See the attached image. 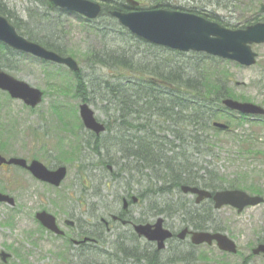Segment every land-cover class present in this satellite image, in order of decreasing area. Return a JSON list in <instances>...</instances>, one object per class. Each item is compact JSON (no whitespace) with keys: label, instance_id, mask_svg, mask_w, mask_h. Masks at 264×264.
<instances>
[{"label":"rangeland","instance_id":"1","mask_svg":"<svg viewBox=\"0 0 264 264\" xmlns=\"http://www.w3.org/2000/svg\"><path fill=\"white\" fill-rule=\"evenodd\" d=\"M136 1L142 8H149L159 2L179 11L180 9L207 10L230 22L234 29L241 28L242 23L254 16L264 18V12L260 11V5L264 6V0H224L217 10H214V6L210 5L209 1L205 6V0ZM3 2L23 20L26 19L28 8H34L39 14L46 10L44 1L41 0H3ZM53 15L58 16L49 13V16ZM58 19L63 28V42L67 51L72 53V56H68L77 62L87 85V103L100 122L112 126L113 120L107 117V112L112 115L113 106L103 100L107 97L106 91L100 89L106 84H116L120 72L101 66L90 68L84 60L85 56L94 50L103 52L110 49L117 51L124 49L166 61L176 67L198 66L202 73L212 69L217 74H224L223 78L226 76V88L236 97L234 100L244 102L240 98H245L248 103L264 108V43L251 45L252 51L257 55L256 63L244 67L232 61L204 54L190 52L178 55L164 48L148 49L147 46L134 44L126 35L112 29L114 22L109 21V18L105 21H97L98 26L105 24L106 29L102 30L88 25L83 18L74 14L61 15ZM15 66L14 72L4 68L2 70L40 89L44 93V99L36 108L30 109L21 101L12 100L6 93L0 91V127L4 126V129L12 131L7 138V149L0 153L5 157L37 159L50 169L65 166L67 175L58 188H52L39 183L30 174L17 168L9 170L0 168V192L12 196L15 200L14 207L0 204V251L10 254L7 262L2 263L0 260V264H65V259L69 256L72 262L76 263V251L67 241L69 238H75L81 228L101 232L99 237L104 239L105 246L97 245V252L111 254L113 251L109 247L115 242L120 243L127 254L136 252L135 249L141 248L143 242L131 240L132 234L129 228L116 224L111 226L112 232H105L96 225L99 218H107L108 212L105 211L107 207H113V213H121V199L130 196H136L138 201L130 205L127 213L129 219L152 223L158 217H162L165 227L171 231L181 229L182 217L177 213L172 217L158 214V210L162 209L165 203L178 202L186 205L191 203L193 208L200 210L198 212L208 210L206 226L209 231L216 229L232 239L242 257H248L247 264H264L262 255L255 256L251 253V249L264 238V203L237 213L228 206L219 210H214L213 205L207 203L196 207L193 202H189V196L182 195L177 189H174V195L164 194L158 197L150 193L148 187L151 191L154 189L156 191L162 182L150 179L147 175H154L149 170L120 172L111 163L102 165L101 157L105 155L102 147L110 146L111 135L106 132L99 136L98 144L89 137V133L83 127L79 132L84 142L81 159L70 162L59 161L53 148L57 141L56 132H59V137L64 138L63 150L67 151L68 145L74 140L73 136L62 128L59 114L75 125L80 124L78 106L82 100L75 92L73 75L65 67L41 63L27 55L21 57ZM215 107L217 110L211 111L217 115L215 120L227 124L229 130L218 132L206 129L203 138L209 143L210 149L208 150V146L201 149L204 151L199 155L193 148H185L187 160L179 162L192 165L193 172L201 168L199 175L204 179H215V177L205 175L203 169L213 172L222 189H239L248 194H253L256 190L264 199V118L256 116L240 118L239 114L226 110L221 103H216ZM36 129L40 133L38 140L30 137L31 131ZM156 136L163 135L159 133ZM87 141L88 146L85 144ZM43 146H46V149L42 148ZM176 152L180 151L176 150ZM110 153L119 163L120 154L117 149L112 147ZM119 164H126V169L136 166L132 160L128 162L121 160ZM39 210H46L56 218L58 226L66 233V239L55 237L39 226L34 218V214ZM66 219L75 222L73 229L65 227L63 222ZM117 236L120 238L118 239ZM167 247L169 252H164L166 257L171 251L186 253L189 249L186 244L180 245L177 240L171 241ZM208 251L211 253L208 263L198 259V256L207 254ZM208 251L205 250V246L197 250L193 249V256L197 259L196 264L232 262L238 264L243 260L231 254L226 258L221 256L222 252L215 245ZM83 259L102 262L106 259V255L89 256L84 253L80 261ZM124 262L125 259L121 256L120 264H125Z\"/></svg>","mask_w":264,"mask_h":264},{"label":"trees","instance_id":"2","mask_svg":"<svg viewBox=\"0 0 264 264\" xmlns=\"http://www.w3.org/2000/svg\"><path fill=\"white\" fill-rule=\"evenodd\" d=\"M41 1H44L45 12L43 11L42 14H39L34 8H28L26 19L23 20L16 13L9 10L3 0H0V14L5 16L18 34L27 40L37 43L61 56H72V53L67 51L66 45L63 42V28L58 19V17L66 13L59 9L50 8L46 0ZM205 1V6L208 5L209 1L210 5L214 6V10H217V7L224 0ZM149 8L173 9L159 2H156ZM109 10L127 11L123 3L106 4L102 6V14L96 20H85V22L98 30H102L106 29L105 24L98 26L97 21H105L106 18H109V21L114 22L111 26L112 29L117 30L124 36L126 35L128 39L132 40L130 42L147 46L148 49L156 47L121 28L113 18L108 17L107 12ZM180 10L182 11V9ZM50 12L58 16H49ZM183 12L202 16L227 28H235L231 26L230 22L224 21L223 18L216 16L213 12H207V10L190 9ZM263 20L264 18L254 16L242 23L241 27L243 28ZM119 36L116 37L118 38ZM165 50L180 54L168 49ZM21 57H23V54L0 44L1 69L4 68L14 72L15 65ZM84 61L89 64L90 68L101 66L120 72V77L116 84H106L104 88L100 89L106 91L107 97H102L103 100L113 106L112 115L107 112V117L113 120V123L112 126L106 124V132L111 135V138L110 146L102 147L105 152V155L101 157L102 165L111 163L120 172H131L132 170L142 172L143 170H149L154 175L148 174L147 176L150 179L162 182L156 191L155 189L151 191L150 187H148V191L158 197L164 196V194L174 195V189L179 190L181 185L201 186L210 191H215L220 187L219 180L216 181V176L213 172L203 169L205 175L215 177V179H204L199 175L201 168L193 172L192 165H184L179 161L187 160L184 152L185 148H193L199 155L203 154L204 150L202 151L201 149L207 146L208 150L210 149L209 143L203 138V133L206 129L214 130L211 123L217 118V115L212 113L216 109L215 104L220 103L224 97L236 99L226 88V76L223 78L224 74H217L212 69L211 71L208 70L202 73L198 66L191 68L176 67L174 64L169 65L166 61H159L155 58H149L145 54L132 53L124 49L121 51L110 49L103 52L94 50L85 56ZM129 75H131V78H129ZM73 81L78 97L82 101L88 102L87 85L81 71L73 74ZM101 99L100 101L103 102ZM240 99L246 101L245 98ZM68 120L70 119L68 118ZM117 120L119 121L118 123ZM59 121L62 128L67 130L74 140L68 145L67 151L63 150L65 147L64 138L59 137V132H56L57 141L53 148L58 155L57 159L64 162H70L75 159L80 160L84 151V142L79 136L81 125H75L67 121L60 114ZM3 127H0V152H4L7 149V138L12 132ZM159 133L163 136H156ZM39 134V131L36 129L31 131L30 137L38 140L40 139ZM88 135L98 143V137L92 133ZM168 138L171 140H168ZM85 144L88 146V141ZM112 147H115L120 154V161L128 162L132 160L136 163V166L126 169V164H119L120 161L119 163L116 162L114 155L110 153ZM42 148L46 149V146ZM176 150L180 152L178 153ZM254 192L256 193L257 191L255 190ZM105 211L110 214L113 211V207H107ZM157 213L164 214L166 217L174 216L177 213L182 217L183 222L190 220L196 230H203L207 227L206 223L208 219L206 214L208 210L194 212L190 211L182 203L177 202L174 204L169 202L165 203L163 208L158 210ZM138 222L141 223L142 221L139 220ZM98 233L99 230L92 232L81 229L79 235L81 237L88 236L95 238L99 241V238H96ZM104 242L101 241V244L103 245ZM261 242L264 243V238H262ZM120 245H113L110 248L113 251L111 254H102L106 255V259L102 262L84 259L80 263V260L76 259V263L69 260L66 264H120L121 256L124 259L130 256ZM88 246L89 244H85L83 249ZM84 252L89 256L96 254L94 250H85ZM139 255L137 254L138 260ZM179 256L176 255V252L169 254L164 264H175L179 258L183 261L187 259L184 254ZM76 257L80 258L79 255H76Z\"/></svg>","mask_w":264,"mask_h":264},{"label":"water","instance_id":"3","mask_svg":"<svg viewBox=\"0 0 264 264\" xmlns=\"http://www.w3.org/2000/svg\"><path fill=\"white\" fill-rule=\"evenodd\" d=\"M129 8L134 10L128 13L119 11H109V15L116 19L119 25L128 30L132 35L157 46L177 50L180 52L205 53L223 60H230L241 66L250 67L255 64L256 54L252 52V44L264 43V22L247 26L244 29L231 30L224 28L217 23L210 22L200 16L179 11H169L163 9L136 10L137 2L125 0ZM51 8L82 16L87 20L96 19L101 13V6L90 0H48ZM260 11L264 12L261 5ZM0 43L15 50L35 58L52 62L67 67L70 71L78 70L77 63L71 57H61L53 51L47 50L41 45L31 42L19 35L13 25L6 17L0 14ZM0 90L9 94L11 99L20 100L26 106L35 108L40 104L42 93L32 88L27 83L14 78L13 76L0 70ZM222 104L233 111H238L246 115L264 116V109L253 104L239 103L231 99L223 100ZM78 114L85 129L96 135L104 132V125L97 122L94 112L88 104L83 103L78 108ZM214 128L226 130L228 127L221 123H214ZM15 165L25 168L37 180L58 187L66 176V168L58 167L55 170H48L39 161H31L27 165L26 161L20 158H10L6 160L0 155V165ZM183 193L196 195V203L204 199L212 198L214 208L229 205L240 213L245 207L256 206L263 202L260 197H251L238 190L220 191L211 195L210 192L196 187L181 186ZM136 201L135 198L132 199ZM0 203L14 205V200L8 195L0 193ZM127 208V203L123 201V209ZM35 218L47 230L57 235L63 233L58 230L55 219L45 211L38 212ZM112 217V220H116ZM72 226L70 221L65 222ZM123 224L125 222H122ZM134 231L139 237H144L148 241H155L158 249L164 247V241L171 238L172 234L163 228V220L157 219L155 224L135 225ZM188 233L186 229L179 232L177 238L184 239ZM215 240L224 251L235 252L234 244L224 235L209 234L205 232L191 233L193 244L211 243ZM88 241L83 239L79 243ZM264 254V245L257 246L253 254ZM3 262L9 258L8 254L0 253Z\"/></svg>","mask_w":264,"mask_h":264},{"label":"flooded vegetation","instance_id":"4","mask_svg":"<svg viewBox=\"0 0 264 264\" xmlns=\"http://www.w3.org/2000/svg\"><path fill=\"white\" fill-rule=\"evenodd\" d=\"M97 2H99L100 4H104L106 5L105 3L107 4H113V3H124L125 4V1L124 0H97ZM123 4V5H124ZM129 11V10H128ZM12 167L14 168H17L19 170H22L24 172H27L28 171L25 169V168H18V167H15V166H7V165H2L0 166L1 169L5 170V169H11ZM185 196H189L190 197V200L189 202H193V204L196 206V207H199L201 205H203L205 202H207L208 205H213V200L210 198L208 200H205V201H202L201 203L199 204H196V197L193 196V195H185ZM189 209H194L195 211H200L199 209H196V208H193V205L191 203H189ZM126 218V217H125ZM114 224L116 225H120L121 227L123 228H129L131 230V234H132V238L131 240L134 238H136L135 234L133 233V229H132V225L127 223L126 225H123L122 223H120L119 221H116L114 222ZM186 224H188V228L192 230V222H190V220L188 222H186ZM64 225H65V222H64ZM66 227V225H65ZM72 228H74V224L71 226ZM186 226H181V228H184ZM68 228V227H66ZM187 228V227H186ZM105 230L107 232H112V228L111 226H107L105 227ZM174 236H175V233L173 232ZM120 238V236H117ZM76 238H78V234H76ZM187 238H189V236H187ZM185 239V240H178L177 241L179 242V244H186L189 249L187 250L188 252L186 253H192L193 249L194 250H197L199 249L200 247L202 246H205V250L208 251L213 245H215L214 242H212L211 244H208V245H192L190 243V239ZM137 239V238H136ZM176 239V238H175ZM174 237L172 238L173 241H175ZM171 240V241H172ZM138 242H143V246L139 249H135L136 252L134 253H129L130 256H128L125 260V264H164L165 262V257H164V249L163 250H157V247H156V244L154 242H149V241H146L145 239L143 238H138L137 239ZM216 246V245H215ZM237 247V245H236ZM252 250V249H251ZM222 252V251H220ZM137 254H140L139 255V260L137 259ZM210 251H208L207 254H205V261L206 263H208V259H211L210 258ZM223 254V255H222ZM221 256H224L225 258L226 257H230L228 253H225V252H222ZM177 255V254H176ZM231 256H235V257H239V258H243V260L238 263V264H247L248 262V257H242V255L240 254L239 250L237 249V252L235 254H231ZM178 257H180L178 255ZM202 260V259H200ZM191 261L196 263L197 259L195 257H191ZM249 263H251V260L249 261ZM178 264H191L189 261H183L181 258L178 259ZM224 264H227V263H224ZM229 264H237L236 262H232V263H229Z\"/></svg>","mask_w":264,"mask_h":264}]
</instances>
